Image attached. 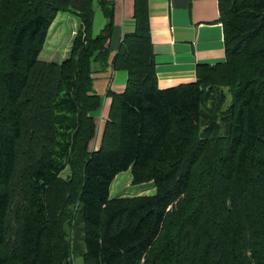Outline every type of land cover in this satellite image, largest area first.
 <instances>
[{
	"label": "trees",
	"instance_id": "1",
	"mask_svg": "<svg viewBox=\"0 0 264 264\" xmlns=\"http://www.w3.org/2000/svg\"><path fill=\"white\" fill-rule=\"evenodd\" d=\"M113 7L0 0V264H72V241L84 264H264V0H219L225 59L166 89L147 0H134L110 62L126 86L107 90L97 143L92 86L108 68ZM59 12L78 26L55 65L38 57ZM127 171L155 193L110 199Z\"/></svg>",
	"mask_w": 264,
	"mask_h": 264
},
{
	"label": "crops",
	"instance_id": "2",
	"mask_svg": "<svg viewBox=\"0 0 264 264\" xmlns=\"http://www.w3.org/2000/svg\"><path fill=\"white\" fill-rule=\"evenodd\" d=\"M110 1L114 4L113 33L108 43L112 58L123 34L133 31L135 21L134 0ZM147 4L158 89L194 82L199 64H213L225 59L223 27L218 21L219 0H147ZM95 8L100 13L97 16L95 13L93 33L98 34L106 22L98 6ZM72 21L75 24L76 20ZM77 26L78 22L75 30ZM75 30L73 29L72 35L66 36L64 42L63 39L59 42L64 47L63 53L60 50L56 53L61 54V62L68 56ZM110 77L107 90L116 94L122 93L126 86V72L113 71L111 68ZM102 101L101 113L105 105L110 106L111 99L105 95ZM99 133L101 134V130Z\"/></svg>",
	"mask_w": 264,
	"mask_h": 264
},
{
	"label": "rangeland",
	"instance_id": "3",
	"mask_svg": "<svg viewBox=\"0 0 264 264\" xmlns=\"http://www.w3.org/2000/svg\"><path fill=\"white\" fill-rule=\"evenodd\" d=\"M96 9V10H95ZM94 11L96 13V16L98 13L97 8H95ZM94 13V18H95ZM71 14L69 12L64 13H57L55 19L52 22V26L48 35V39L46 43H44V49H42L39 60L42 62H53L55 65H60L62 56L58 53V50H60L63 53L64 47H61V44L59 43L61 39H63L62 42H64L67 35H72L73 29H76L77 21H72ZM96 20V19H95ZM94 20V22H95ZM93 22V23H94ZM76 31V30H75ZM52 40V41H50ZM111 58L108 62V68L105 72L97 74L93 81V90L96 94H98L100 97L105 98L107 87L111 81ZM110 107V106H109ZM109 107L108 105L104 106V111L102 112L103 108V101L100 104V108L98 110L96 109V112L93 113V116L96 120L97 125V133L95 135L94 141H99L101 134L99 133L105 125V122L107 120V116L109 113ZM127 172H121L119 173L116 178L114 179L111 188H110V196L109 198H117V197H133L136 195H153L155 193V190L153 189L151 184H143V185H132L131 184V176L130 173ZM68 174V170H66L63 174V177L65 178ZM78 205L76 204V207ZM68 211L72 209L71 206H68ZM74 214L72 213L70 215V218L66 220V225L63 227V231H65L66 237L69 235V240H71V234L72 231L68 227L69 224L73 221ZM65 220L66 218L63 217ZM70 249L75 251V256L71 257L72 264H84L82 257L83 254V247L81 244H79L77 241H72L70 244Z\"/></svg>",
	"mask_w": 264,
	"mask_h": 264
},
{
	"label": "water",
	"instance_id": "4",
	"mask_svg": "<svg viewBox=\"0 0 264 264\" xmlns=\"http://www.w3.org/2000/svg\"><path fill=\"white\" fill-rule=\"evenodd\" d=\"M191 83V82H190Z\"/></svg>",
	"mask_w": 264,
	"mask_h": 264
}]
</instances>
